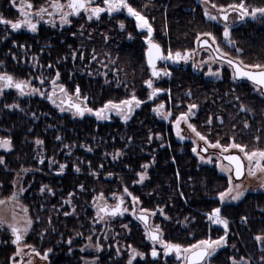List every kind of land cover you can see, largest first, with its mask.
I'll return each instance as SVG.
<instances>
[{
  "label": "trees",
  "instance_id": "obj_1",
  "mask_svg": "<svg viewBox=\"0 0 264 264\" xmlns=\"http://www.w3.org/2000/svg\"><path fill=\"white\" fill-rule=\"evenodd\" d=\"M26 1L37 9L45 0ZM207 1L221 8L264 7V0ZM128 2L149 18L151 37L137 29L133 18L108 17L104 8L94 15L100 14L99 25L106 24L102 31L111 34L106 42L102 33L96 35L97 41L81 37L77 28L81 20L62 29L42 22L35 31L21 28L19 21L13 31L8 22L0 21L1 79L28 80L42 73L47 85L58 72L64 92L90 108L107 103L121 107L117 103L131 93L140 101L125 123L116 117L99 121L89 115L72 116L41 93L20 95V82L3 88L0 137L9 139L11 148L0 151V200L11 199L14 178L23 176L20 201L32 226L22 242L47 253L48 264H81L75 246L91 231L93 198L101 194L113 201L123 189L141 208L164 214L156 222L165 246H190L225 233L226 245L208 259L211 264H264V244L258 245V237H264V194L249 193L235 203H221L218 195L226 189L227 177L214 165L200 164L191 142L175 138L172 122L188 111L197 135L214 146L264 152V94L250 82L234 83L228 69L210 78L189 64L198 40L205 36L246 66L264 67V13L232 26L229 45L222 39L223 26L207 19L195 0ZM19 9L12 0H0V20H16ZM2 34L9 36L2 40ZM150 40L161 46L164 59H171L168 74L164 72L152 90L155 77L145 56ZM104 47L115 57V75L109 70L103 77L98 60L86 66L93 54H104ZM127 103L132 104L126 101L125 108ZM166 115L168 121L159 117ZM53 160L57 163L51 165ZM58 162L65 164L61 173L56 172ZM143 171L147 176L138 182ZM217 211L226 221L224 227L208 220ZM12 230L15 239L16 229ZM0 235V264H11L20 240L11 241L1 228ZM126 242L144 251L148 264H158V256L162 264L174 262V253L168 256L164 246L160 254L150 253L139 228L131 229ZM124 261L111 250L100 255L98 263Z\"/></svg>",
  "mask_w": 264,
  "mask_h": 264
},
{
  "label": "rangeland",
  "instance_id": "obj_2",
  "mask_svg": "<svg viewBox=\"0 0 264 264\" xmlns=\"http://www.w3.org/2000/svg\"><path fill=\"white\" fill-rule=\"evenodd\" d=\"M195 1L201 5L203 13L207 19H210L223 26L222 39L229 45H231L232 42L228 38V32L232 26L243 22L247 18L255 19L257 17H260L264 13V7H261L259 9H249L247 6L239 4L235 7H232L235 10L227 14L226 20H222L219 14L221 12H226L231 7L221 8L215 6L207 0ZM81 2H84L85 6L84 8L82 7L81 9H79L80 5H78V3H76L75 7L72 8L69 5V0H45L42 3L41 7H48V10L51 11V15L48 14L47 16V13H45L39 17L35 15L34 11L39 10V8L41 7H38L37 9H33L32 7L27 8L26 4L28 2L26 0H12V4L14 5V7L20 8L19 16L16 20L13 21L2 20V18L0 21L3 23L8 22L10 30L13 31H16L18 29L16 26L17 21H19L21 28H29L30 31H35L37 26L42 22L52 28L62 29L64 27L71 26L76 21L81 20L77 27L79 29V34L81 35V37L84 36L86 41H97V39L100 38H98V36L96 35L102 33L104 41L106 42L110 39L111 34L107 29L105 31H102L103 26H105L106 24L104 23L102 26L99 25L100 19L102 21L100 14L98 16L94 15L95 13L97 14L96 9L100 10L104 8L108 17L124 14L128 17L133 18L137 29L146 32L147 38L151 37L152 26L150 24L149 18L146 15L142 14L140 11L134 9L129 4L128 0H81ZM241 14L242 18H240ZM118 27L122 28L121 22H118ZM7 36L9 35L2 34L1 39L3 40ZM213 42L214 44L216 43L215 40H213ZM217 48L220 53H223V51L219 50V47ZM102 50L104 51V54H101L99 57L96 54H93L91 59L86 62V66H91L92 59L98 60L97 63L100 66L103 77L108 74L109 70L111 74L115 75L116 71L118 70L115 67V57L112 56L105 47ZM170 60L171 59L167 58L164 60V62H158V66H161L166 71V73L168 69L167 63ZM109 64L114 65L115 68H108ZM189 64L196 71L204 70L205 76L210 78H218L224 69H228V65L226 63L216 59L212 55V53L208 51L207 48H199L198 44L190 55ZM250 68L256 69L257 67ZM160 77L161 76L153 78V80L150 81V90H152L153 87L156 86L155 84ZM5 81H7V87L4 86ZM44 81L45 79L43 78L42 73L41 75L37 74L36 76H33L28 80H15L12 77L8 78L7 80L0 78V92L3 88L8 89L12 87L16 82H20V84L18 85V93L20 95L35 93L44 94L55 107L74 116L77 114V112L73 111L72 108L68 106H62L61 104V100L64 99L65 96H69L73 101L79 102L83 106V111L80 116H94L99 121L110 120L116 117L125 123L128 121L132 112L140 105V101L134 97L133 93H131L128 96L127 100H122L117 103L121 105L120 108L111 106L109 103H107L104 106L93 109L88 107L87 104H85L84 100L77 97H72L64 92V86L59 81L58 72L52 75L47 85H44ZM254 90L259 94H264V92L256 86H254ZM126 101L132 102L129 110L124 107ZM182 115L184 117H182L179 125L183 129L181 130L175 125V138L180 141H184L185 139L192 141L193 151L198 161L202 164L214 165L219 173L227 177L228 186L218 195V199L221 203H235L239 201L247 191L263 190L264 152L253 151L250 149L245 150L241 148L233 150L241 154L245 162V173L243 178L241 180H234L231 174L230 166L225 163L219 155L213 153L217 151V149L207 148V152L210 150L213 151L209 153L205 152L207 154L201 152V146L199 145L198 150L196 149L198 141L197 139L200 140V137L198 135L196 136L197 133L195 134L192 132L191 134L187 129L188 127H190L191 129L194 127L193 124L189 121L188 111ZM186 119L189 121V124H187ZM176 122V119L173 120V125ZM10 148L11 145L9 139H7L6 137H0V151H7ZM55 163H57V161L53 160L51 162V165ZM58 164L59 166L56 172L61 173L65 167V164L63 162H58ZM146 176V172L143 171L142 173H140L138 182H142L146 178ZM22 179L23 176L21 175H18L14 178L11 199L0 200V228L9 236V239L11 241H14V232L12 229H16V234L18 235L17 239L20 240L19 242L15 243V253L12 256L11 264H48L47 253H40L22 242L24 236L32 226V221L25 209L26 206L20 201L22 193L24 192V188L22 187ZM66 202L70 204L71 200L67 199ZM118 202H120L121 204L120 211L116 214L109 213L108 210L115 207ZM91 208L94 212V220L93 222H91V231H89L90 233H88L86 236H83L79 244L75 246V248H77V251H79L77 254L78 258L81 260V264H99L98 262L100 255H104V253H108L111 250H114V256L124 258V264H148L146 259L147 254L144 251L139 250L126 242V237L133 227H136V229L139 228L141 230L144 238L149 243L150 253L155 252L157 254H160L162 251V246L165 247L160 224L156 222V220L160 217H165L163 216L164 214L162 215V213L157 211V209L154 211H149L141 208L138 200L134 196H132L130 191H128L127 189H123L120 195H115V199L113 201L105 198L101 194L95 196L91 203ZM73 209L74 208L72 207L70 213L73 212ZM138 212H145L148 214V226H145L136 217V213ZM148 229L156 230L159 233V238L157 241H152L149 239ZM258 240L260 241L258 245L259 247H261V245L264 244V237L261 238L260 236L258 237ZM67 243H70V240H68ZM224 245H226L225 233L215 239L207 238L202 241L195 242L190 246H180L179 251L181 253V258L176 260L173 256V264H184L185 255L189 251L197 247L207 248V255L199 264H211L208 259ZM71 249L72 248H70L69 251H71ZM241 261L243 260H240L238 262ZM156 263L162 264V259H160L159 256Z\"/></svg>",
  "mask_w": 264,
  "mask_h": 264
},
{
  "label": "water",
  "instance_id": "obj_3",
  "mask_svg": "<svg viewBox=\"0 0 264 264\" xmlns=\"http://www.w3.org/2000/svg\"><path fill=\"white\" fill-rule=\"evenodd\" d=\"M81 6H82V4H81ZM228 13H229L228 11L221 12L219 15L222 18V20H226ZM204 40L206 41V39H204ZM207 43H208V41H206L205 44H207ZM203 44L204 43L202 41H199V43H198L199 46H201ZM208 44H210V43H208ZM145 56H146L147 65L149 66V68L151 70L152 76L158 77L159 72L161 73V75H163L164 72L162 70L156 68L157 62L159 60L163 59L162 48L156 41L150 40L147 42V46L145 49ZM215 56L221 58L222 60L229 62L230 64H232L233 69L235 71V75L237 78L242 77V78H245L248 81H250L256 85H259L261 87L262 91L264 92V68L247 69V68L241 67L237 62H235L229 58L222 57L218 53H215ZM240 71H242V72H240ZM155 91L160 92L159 90H155ZM61 104H62V106H68V107L72 108V110H74L78 114H81L83 111V106L79 102L71 101L69 96H65L64 99L61 100ZM130 105H131L130 103H127L126 108L129 109ZM117 108H120V107H117ZM222 158L232 165L233 175L235 178H239L242 176L243 170H244V164H243V160H242L241 156L239 155V153H237V152L223 153ZM120 206H121V204H120V202H118V204L115 207L110 208L108 210L109 213L116 214L117 212L120 211ZM103 208H105V207H103ZM217 213H218V211H217ZM136 217L145 226H148L149 216L147 213L138 212V213H136ZM214 225L224 226L225 225L224 219L217 216L216 221L214 222ZM148 236H149L150 240L156 241L159 238V233L156 230L148 229ZM170 249L179 253L178 252V246H176V245H168L166 251L168 252V251H170ZM206 255H207V248H205V247L195 248L186 254V264L201 263L204 260Z\"/></svg>",
  "mask_w": 264,
  "mask_h": 264
},
{
  "label": "flooded vegetation",
  "instance_id": "obj_4",
  "mask_svg": "<svg viewBox=\"0 0 264 264\" xmlns=\"http://www.w3.org/2000/svg\"><path fill=\"white\" fill-rule=\"evenodd\" d=\"M76 3H78V5H80L81 6V4H82V6L81 7H79V9H81L82 7L84 8V6H85V3L84 2H81V0H69V5L72 7V8H74L75 7V4ZM27 6V8H30L28 5H26ZM233 10H235V9H233V8H229L227 11L230 13L231 11H233ZM34 13H35V15H37V16H41V15H43V14H45V13H47V16H48V14L49 15H51V11H49L48 10V7H46V6H43V7H41V8H39V10H35L34 11ZM240 18H242V15L240 16ZM226 19H227V17H226ZM19 26V25H18ZM204 39H206V41H208V43H210V44H205L206 43V41L204 40ZM199 41H202L204 44L203 45H201V46H199L198 45V47L200 48V47H205V48H207L208 49V51H210L211 53H212V55L216 58V59H218V60H220V61H222V62H224V63H226L228 66H227V68H228V70L230 71V74H231V80L234 82V83H239L240 81H247V82H250V81H248L247 79H245V78H242V77H239V78H237L236 77V75H235V71H234V69H233V66H232V64H230L229 62H227V61H225V60H222L221 58H219V57H216L215 56V53H218L219 55H221L222 57H225V58H229V59H231V60H233V61H235V62H237L241 67H243V68H247V69H251L250 67H248V66H246L245 64H243V63H241V62H239L237 59H235V58H233V57H231V56H229V55H227V54H225V53H220L219 51H218V48H217V46H216V44H214V42H213V40L211 39V38H209V37H205V36H202L199 40H198V43H199ZM164 60L165 59H163V62H164ZM159 62V61H158ZM158 62H157V64H156V68L157 69H160V70H162L163 72H165L166 73V71L161 67V66H158ZM252 69H254V68H252ZM256 69H259V68H256ZM240 72H242V71H240ZM159 76H161V73L159 72V75H158V77ZM251 83V82H250ZM254 86H256V87H258V88H260V90L262 91V89H261V87L259 86V85H256V84H253ZM71 99V98H70ZM71 101H73L72 99H71ZM162 120H164V121H168L169 119H170V116L168 115H166V116H164V117H162V116H159ZM182 117H184L183 115H179V116H177V118H176V120H177V122L176 123H174V125H173V129H174V127H175V125L177 126V127H179L181 130L183 129V128H181L180 127V125H179V123L181 122V120H182ZM186 121H187V124H189V121L186 119ZM173 122V121H172ZM189 126V125H188ZM187 126V127H188ZM188 130H189V132L192 134V132L193 133H195L196 134V131L194 130V128H190V127H188L187 128ZM185 134H187V133H185ZM196 136H197V134H196ZM200 137V136H199ZM203 138L202 137H200V140L199 139H197L198 141H197V146H196V149L198 150V145L199 146H201L200 148H201V152H203V153H205V152H207L206 150H207V148L208 149H213V148H215V149H217V151H215V152H213V151H208L207 153H209V152H213V153H215V154H217V155H219L220 156V158L225 162V163H227L229 166H230V169H231V174H232V177H233V179L234 180H241L242 178H243V176H244V173H245V162H244V159L242 158V155L241 154H239L240 156H241V158H242V160H243V164H244V170H243V174H242V176L241 177H239V178H235L234 177V175H233V167H232V165L230 164V163H228L227 161H225L223 158H222V154L223 153H229V152H236V151H233V150H235V149H237V148H230V149H227V150H224V149H221V148H219V147H216V146H214V144H212V143H210V142H208V141H206V140H202ZM185 140H187V141H189V142H191V144H192V146H193V142L192 141H190V140H188V139H185ZM201 141V142H200ZM200 142V143H199ZM193 148V147H192ZM207 153H205V154H207ZM238 153V152H237ZM199 162V161H198ZM200 163V162H199ZM263 163H264V161H263ZM200 164H202V163H200ZM228 186V185H227ZM257 192H259V193H263L264 194V185H263V190H259V191H247L246 193H245V195H247V194H249V193H257ZM244 195V196H245ZM243 196V197H244ZM230 203V202H229ZM216 217H217V214H211V215H209L208 216V220H210V221H212V223L214 224V222L216 221ZM224 222H225V225H226V221L224 220ZM224 225V226H225ZM217 226H221V225H217ZM224 226H221V227H224ZM15 231V233H16V230H14ZM16 236H18L17 234H15ZM15 236V239H14V241L18 238V237H16ZM168 245H171V244H168ZM167 245V246H168ZM167 246H165V252L168 254V256H170L171 257V255H173V253H174V257H175V259L176 260H178V259H180L181 258V253H180V251H179V248H178V252L179 253H177L176 251H174V250H172V249H170V251H166V249H167ZM184 264H186V255H185V257H184Z\"/></svg>",
  "mask_w": 264,
  "mask_h": 264
},
{
  "label": "bare ground",
  "instance_id": "obj_5",
  "mask_svg": "<svg viewBox=\"0 0 264 264\" xmlns=\"http://www.w3.org/2000/svg\"><path fill=\"white\" fill-rule=\"evenodd\" d=\"M212 214H217V212H215V213H212ZM217 216H219L218 214H217ZM220 217V216H219ZM217 218V217H216ZM222 218V217H221ZM223 219V218H222Z\"/></svg>",
  "mask_w": 264,
  "mask_h": 264
}]
</instances>
